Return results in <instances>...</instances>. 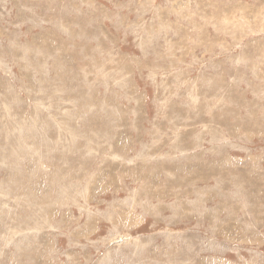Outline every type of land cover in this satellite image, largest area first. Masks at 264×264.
I'll return each instance as SVG.
<instances>
[{"label": "rangeland", "instance_id": "1", "mask_svg": "<svg viewBox=\"0 0 264 264\" xmlns=\"http://www.w3.org/2000/svg\"><path fill=\"white\" fill-rule=\"evenodd\" d=\"M0 264H264V0H0Z\"/></svg>", "mask_w": 264, "mask_h": 264}, {"label": "bare ground", "instance_id": "2", "mask_svg": "<svg viewBox=\"0 0 264 264\" xmlns=\"http://www.w3.org/2000/svg\"><path fill=\"white\" fill-rule=\"evenodd\" d=\"M219 154H220V152H219Z\"/></svg>", "mask_w": 264, "mask_h": 264}]
</instances>
